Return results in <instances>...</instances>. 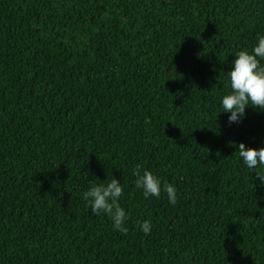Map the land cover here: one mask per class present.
<instances>
[{
  "label": "trees",
  "instance_id": "16d2710c",
  "mask_svg": "<svg viewBox=\"0 0 264 264\" xmlns=\"http://www.w3.org/2000/svg\"><path fill=\"white\" fill-rule=\"evenodd\" d=\"M261 34L264 0H0V264H264V110L220 103ZM112 178L127 234L83 198Z\"/></svg>",
  "mask_w": 264,
  "mask_h": 264
},
{
  "label": "clouds",
  "instance_id": "9594fccd",
  "mask_svg": "<svg viewBox=\"0 0 264 264\" xmlns=\"http://www.w3.org/2000/svg\"><path fill=\"white\" fill-rule=\"evenodd\" d=\"M231 70L228 72L226 88L230 91L221 98L222 113H230L229 124L240 123L246 118L249 107L264 110V34L258 35L257 42L251 51L241 50L235 55ZM239 156L249 170L264 169V148H248L239 145ZM259 181L264 183V172L255 171ZM135 176V187L142 191L143 197L160 198L162 191L166 193L170 204L175 205L178 189L174 184L162 182L152 171L137 165L132 173ZM124 195V186L116 178L106 183L96 184L90 181L89 188L83 193L88 210L95 216L104 213L112 221L113 229L127 234L126 221L128 214L119 203ZM144 235H150L152 223L145 220L138 223Z\"/></svg>",
  "mask_w": 264,
  "mask_h": 264
}]
</instances>
